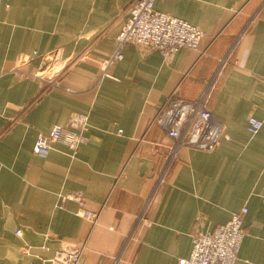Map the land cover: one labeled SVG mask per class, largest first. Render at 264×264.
Masks as SVG:
<instances>
[{"label":"crops","instance_id":"1","mask_svg":"<svg viewBox=\"0 0 264 264\" xmlns=\"http://www.w3.org/2000/svg\"><path fill=\"white\" fill-rule=\"evenodd\" d=\"M132 1L0 0V264H57L63 248L80 264H178L196 228L243 207L235 264H264V124L246 130L250 115L264 121V0H156L206 33L198 50L164 59L128 43L104 68ZM54 50L68 64L46 70L48 84L35 74ZM210 80L217 146L176 147L152 124L159 106L173 91L195 101ZM77 114L88 142L75 156L60 143L34 154L40 134ZM76 192L94 223L75 200L59 207Z\"/></svg>","mask_w":264,"mask_h":264},{"label":"built area","instance_id":"2","mask_svg":"<svg viewBox=\"0 0 264 264\" xmlns=\"http://www.w3.org/2000/svg\"><path fill=\"white\" fill-rule=\"evenodd\" d=\"M155 2L156 0L132 1L129 15L116 38L115 53L103 63L104 68L109 67L113 60L121 58L120 49L128 43L158 51L164 59L172 57L181 48L198 50L206 33L180 18L155 10ZM65 60L61 52L56 50L54 59L35 75L45 83L53 84V80L43 73L55 66L65 67L68 64ZM223 63L224 61L221 62ZM212 85L213 80H210L195 101H185L173 91L159 106L152 124L162 128L176 147L211 151L217 146L223 127L212 116L207 106ZM263 124V120L250 115L246 130L249 134L255 135ZM87 128V115H73L67 126L55 125L49 133L40 134L34 144L33 152L37 156L45 157L54 144L60 143L73 157L79 147L88 142ZM67 200L79 202L80 216L93 223L97 220L99 212L88 209L79 192L62 196L59 207H64ZM246 211V207H243L233 214L229 221L216 225L212 230L201 231L196 228L192 235L190 255L179 259L178 264H235L245 235L243 217ZM197 220H200L199 217ZM20 234V230L15 233V235ZM80 259L79 252L72 253L67 248H63L57 251L50 261L57 264H79Z\"/></svg>","mask_w":264,"mask_h":264},{"label":"water","instance_id":"3","mask_svg":"<svg viewBox=\"0 0 264 264\" xmlns=\"http://www.w3.org/2000/svg\"><path fill=\"white\" fill-rule=\"evenodd\" d=\"M55 52H56V50H55V51H52V52H50V53H47V54H45V55L42 57L41 66H40V68H39L40 71L43 70V69L46 67V65L54 59V53H55ZM65 62H67V61L65 60ZM60 250H61V249H60ZM58 251H59V250H58ZM56 252H57V251H56ZM56 252H55V253H56ZM54 256H55V254L51 257V259H52ZM80 262H81V259L79 260V264H80Z\"/></svg>","mask_w":264,"mask_h":264}]
</instances>
